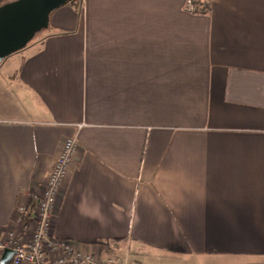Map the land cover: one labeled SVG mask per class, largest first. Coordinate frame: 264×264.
I'll return each mask as SVG.
<instances>
[{"label": "crops", "instance_id": "obj_1", "mask_svg": "<svg viewBox=\"0 0 264 264\" xmlns=\"http://www.w3.org/2000/svg\"><path fill=\"white\" fill-rule=\"evenodd\" d=\"M201 1L74 0L0 63V238L77 136L51 237L264 263V0Z\"/></svg>", "mask_w": 264, "mask_h": 264}, {"label": "built area", "instance_id": "obj_2", "mask_svg": "<svg viewBox=\"0 0 264 264\" xmlns=\"http://www.w3.org/2000/svg\"><path fill=\"white\" fill-rule=\"evenodd\" d=\"M190 4L193 9L191 0ZM77 150V136L65 139L47 176L43 191L30 190L18 203L15 227L0 238V259L5 250L13 251L6 264H138L128 253L103 257L100 250L85 252L70 241L49 235L55 205ZM31 226L35 228L27 236Z\"/></svg>", "mask_w": 264, "mask_h": 264}, {"label": "water", "instance_id": "obj_3", "mask_svg": "<svg viewBox=\"0 0 264 264\" xmlns=\"http://www.w3.org/2000/svg\"><path fill=\"white\" fill-rule=\"evenodd\" d=\"M72 1L8 0L0 4V63L47 30L52 12ZM12 255V250H5L0 263H8Z\"/></svg>", "mask_w": 264, "mask_h": 264}, {"label": "trees", "instance_id": "obj_4", "mask_svg": "<svg viewBox=\"0 0 264 264\" xmlns=\"http://www.w3.org/2000/svg\"><path fill=\"white\" fill-rule=\"evenodd\" d=\"M75 1H77V0H75ZM191 1H192L193 6L195 7L196 11H198V12H206V11L209 10V4L208 3H204L201 0H191ZM249 264H264V263H249Z\"/></svg>", "mask_w": 264, "mask_h": 264}, {"label": "rangeland", "instance_id": "obj_5", "mask_svg": "<svg viewBox=\"0 0 264 264\" xmlns=\"http://www.w3.org/2000/svg\"><path fill=\"white\" fill-rule=\"evenodd\" d=\"M44 32H46V30L45 31H43V32H41L39 35H37L36 37H35V39H33V41L31 42V43H33V42H37V41H39L42 37H43V34H44ZM34 226H31V228H29L28 229V235L27 236H29V235H31L32 234V231L34 230ZM108 255H110V254H108ZM108 255H104L103 257H106V256H108ZM130 258L131 259H133V260H141L138 256H136L135 254H131L130 255Z\"/></svg>", "mask_w": 264, "mask_h": 264}]
</instances>
